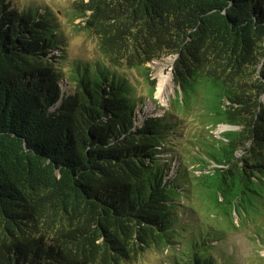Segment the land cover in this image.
Here are the masks:
<instances>
[{"label":"trees","instance_id":"obj_1","mask_svg":"<svg viewBox=\"0 0 264 264\" xmlns=\"http://www.w3.org/2000/svg\"><path fill=\"white\" fill-rule=\"evenodd\" d=\"M76 13L103 61L69 62L50 9L0 0V264H128L147 249L232 264L220 242L261 221L264 247V0ZM168 56L175 96L138 122L145 98L117 70L141 71L151 98L146 65ZM222 124L234 128L209 133Z\"/></svg>","mask_w":264,"mask_h":264},{"label":"rangeland","instance_id":"obj_2","mask_svg":"<svg viewBox=\"0 0 264 264\" xmlns=\"http://www.w3.org/2000/svg\"><path fill=\"white\" fill-rule=\"evenodd\" d=\"M81 0H14V2L19 7H44L50 9L57 20L60 30L63 32L67 44V56L68 61H88L93 62L96 60L103 61L98 47L97 38L92 31L83 28V18L77 15L76 9L77 5ZM86 1V0H84ZM173 56H168L160 60H155L148 63L146 66L150 69V76L156 80V87L160 76L170 77L166 86L167 95L165 99L159 98L155 92L153 97H148L149 85L144 79L142 72L136 69H121L117 70L118 74L124 75L129 80L130 84L134 88V93L144 99L143 105L138 107V122L143 120L147 116H161L168 107V103L171 98L175 96V86L172 81V63ZM69 66L67 64L64 70H68ZM61 82V89L64 90L68 82ZM196 114V111H194ZM193 118L188 126V133L194 134L190 131H195L199 127V123ZM234 127L229 125H218L214 130L210 131L213 136L219 137V134L225 130L233 129ZM173 172V171H172ZM198 173V172H196ZM264 207H261V212ZM257 213L256 215H258ZM257 219V217H256ZM191 220V219H188ZM239 221L238 217H235L234 222ZM207 223V221H204ZM210 225H214L215 222L212 220L208 221ZM260 223H246L237 229H232L228 231V235L225 237V242L221 241L222 250H224V255L227 256L230 253L228 260L232 259V264H264V247L258 248L255 246V235L254 230L262 231L259 225ZM259 227V228H257ZM251 236V237H250ZM218 250L217 252H222ZM164 261V256L159 251L153 249H147L128 264H162Z\"/></svg>","mask_w":264,"mask_h":264},{"label":"bare ground","instance_id":"obj_3","mask_svg":"<svg viewBox=\"0 0 264 264\" xmlns=\"http://www.w3.org/2000/svg\"><path fill=\"white\" fill-rule=\"evenodd\" d=\"M169 78L170 77H168V76H166V77L160 76V78L158 80L155 94L161 99L166 98V95H167L166 86H167V83L169 81Z\"/></svg>","mask_w":264,"mask_h":264}]
</instances>
